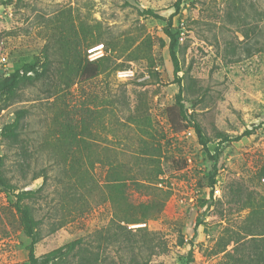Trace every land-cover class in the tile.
I'll list each match as a JSON object with an SVG mask.
<instances>
[{
    "label": "rangeland",
    "instance_id": "374dc122",
    "mask_svg": "<svg viewBox=\"0 0 264 264\" xmlns=\"http://www.w3.org/2000/svg\"><path fill=\"white\" fill-rule=\"evenodd\" d=\"M175 1L0 0V78L49 65L20 98L0 92V156L16 185L0 186V264H31L15 195L28 189H41L28 201L42 220L36 256L82 238L59 264H235L264 236V0ZM87 60L100 67L89 79ZM180 92L209 151L193 127L171 128ZM19 108L29 113L11 145L1 133Z\"/></svg>",
    "mask_w": 264,
    "mask_h": 264
},
{
    "label": "trees",
    "instance_id": "16d2710c",
    "mask_svg": "<svg viewBox=\"0 0 264 264\" xmlns=\"http://www.w3.org/2000/svg\"><path fill=\"white\" fill-rule=\"evenodd\" d=\"M4 1V0H2ZM183 0H176L174 3V7L176 11L180 10L181 4ZM141 13L146 15H151L157 18L163 17L154 9H143L140 10ZM171 23V20H170ZM167 33L171 39L170 42V50L172 60L175 66V73L181 70L179 66L178 56L176 54V39L174 33L167 29ZM258 51V50H257ZM253 53L251 48V54ZM49 69V65L47 62H44L40 66L33 65L27 63L23 66L22 69L15 70L7 75H4L0 78V92L4 94V101L11 102L22 96V90L25 87L35 85L43 78L46 77V73ZM81 76L89 79L96 76L99 72V64L94 61H86L80 64ZM29 110L27 108H19L15 111V118L12 122L4 125L2 129L1 136L4 140H6L11 145H16L20 143L21 133L24 129V119L26 118ZM167 115L171 125L172 130L175 133H179L187 130L190 127H193L197 136L199 138L200 143L204 146V148L208 150V139L205 135L204 129L201 124L194 118L192 114L189 113L188 108L183 101V97L181 92L178 95L177 101L175 104L167 107ZM253 133V130L246 129L241 134L236 136H230L228 134H218L221 142L228 141H238L244 136H249ZM217 155L218 149H216V153L209 156L213 159V171L211 175V186L214 187L216 183L215 176L217 174ZM152 163H156V161H152ZM158 168L159 165L156 164ZM156 170V168H153ZM158 177L162 175L163 170H158ZM43 176L46 178V173L39 174L36 173L34 179ZM264 177V165L260 167L258 172V178L261 179ZM0 186L13 190L16 189V185L11 183V181L5 176V156H0ZM40 188L38 190H21L16 195V204L17 209L19 210L22 218V224L24 227L25 234L31 239L30 244L28 246L29 250V261L31 264H59V259L74 256L78 253L82 247V238H78L73 240L72 242L55 248L48 253H46L43 257H38L35 254L36 244L41 239L40 227H41V219L37 218L35 215L34 206L28 202L30 200H34L38 197L40 193ZM128 222L136 221L135 219H127ZM250 235H252L250 233ZM240 240H238V243ZM246 245L240 246L241 248L238 250L240 257H234L235 264H264V236L263 234H255L249 238L246 242ZM237 249L235 248V252ZM18 264V263H11ZM140 264H150L147 259H143Z\"/></svg>",
    "mask_w": 264,
    "mask_h": 264
},
{
    "label": "built area",
    "instance_id": "2783aa9c",
    "mask_svg": "<svg viewBox=\"0 0 264 264\" xmlns=\"http://www.w3.org/2000/svg\"><path fill=\"white\" fill-rule=\"evenodd\" d=\"M103 46L102 45H96V46H93L91 47L88 51H89V58L91 60H94L98 57H100V53L102 52V48Z\"/></svg>",
    "mask_w": 264,
    "mask_h": 264
}]
</instances>
